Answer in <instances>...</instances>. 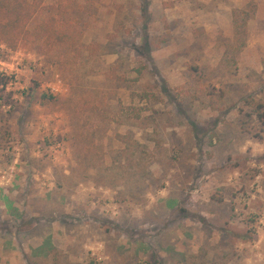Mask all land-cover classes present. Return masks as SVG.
<instances>
[{
    "label": "rangeland",
    "instance_id": "374dc122",
    "mask_svg": "<svg viewBox=\"0 0 264 264\" xmlns=\"http://www.w3.org/2000/svg\"><path fill=\"white\" fill-rule=\"evenodd\" d=\"M28 1L0 264H264V0Z\"/></svg>",
    "mask_w": 264,
    "mask_h": 264
},
{
    "label": "trees",
    "instance_id": "16d2710c",
    "mask_svg": "<svg viewBox=\"0 0 264 264\" xmlns=\"http://www.w3.org/2000/svg\"><path fill=\"white\" fill-rule=\"evenodd\" d=\"M35 12V7L28 0H0V45L11 50L19 49L21 44H24L28 34L27 26ZM0 86H7L3 77H0ZM2 98L0 95V100ZM257 116L264 126V112ZM42 256L46 258L47 253Z\"/></svg>",
    "mask_w": 264,
    "mask_h": 264
}]
</instances>
